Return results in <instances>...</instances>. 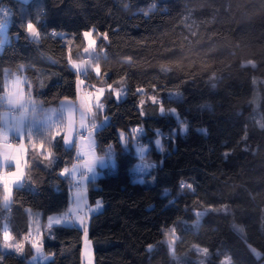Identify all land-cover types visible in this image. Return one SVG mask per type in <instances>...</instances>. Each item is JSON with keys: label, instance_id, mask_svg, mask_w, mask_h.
Segmentation results:
<instances>
[{"label": "trees", "instance_id": "16d2710c", "mask_svg": "<svg viewBox=\"0 0 264 264\" xmlns=\"http://www.w3.org/2000/svg\"><path fill=\"white\" fill-rule=\"evenodd\" d=\"M0 9L10 14L11 37L0 50V115L4 81L22 66L39 114L64 101L76 106L80 76L69 60L84 58L81 33L90 28L102 76L125 80V98H104L108 123L94 133L98 154L115 159L86 186L90 204L103 206L87 220L95 264H264V0H0ZM29 21L39 40L26 33ZM80 79L96 83L90 69ZM137 89L178 116L149 100L141 110ZM52 131L32 130L31 140L26 132L28 181L8 208L0 199V233L10 230L16 243H25L33 216L45 223L68 213L81 183L61 175L78 163V132L67 148L65 130L55 139ZM141 161L151 183L132 171ZM83 242L81 228L58 225L42 231L43 255L30 240L17 254L2 251L0 235V264H83ZM197 248L208 255L203 263Z\"/></svg>", "mask_w": 264, "mask_h": 264}, {"label": "rangeland", "instance_id": "374dc122", "mask_svg": "<svg viewBox=\"0 0 264 264\" xmlns=\"http://www.w3.org/2000/svg\"><path fill=\"white\" fill-rule=\"evenodd\" d=\"M22 1L28 2L29 0H22ZM9 19H10V14H8V12L6 10L0 9V21H1L0 24L3 25V27L0 28V50H2L7 44H9L11 42V37L9 35V26H10ZM93 39L96 40V44L94 46L95 51L93 53V55H94L93 57H95V59H94V61L89 62L88 64H84L80 70V73L83 74L82 77H84V73L87 72V70H89V69L93 70L95 75H96V83L88 85L87 82L84 79H82L84 81V83L82 85L79 83L77 84L78 93H79L78 99H77V105H76L78 138H80L85 132H87V133H89L90 138L93 139L95 131L98 130L99 128L105 126L108 123V118L104 116V110H105L104 98L107 95L112 94L114 97V91L113 90H119L121 92V95L119 97V100H117L114 97V99L116 101L123 100L125 98V95H126V83H125L124 79L118 80L117 82H115L113 84H109L106 80V77L102 76L100 66H99L100 75L96 74L95 67H96V63L98 62L97 61L98 57L96 54L97 37L95 36V32H93ZM82 55L84 57H89V54L84 53V51H82ZM77 63H80V62H77ZM23 71H24V66L21 67V73L15 72L9 78H6L4 81L5 92L2 96V101H3V105H4V109L1 112L2 119H4V121L6 123L11 125V124H14L18 120V117H24L26 120L25 121L26 125H27V127H29L28 132H29V130L30 131H32V130L38 131V130L47 129L49 127L57 126L60 130V133H62L63 129L65 130V126H64L65 121H64L63 112L58 107H48V108H44L43 114H39L40 109H39L38 104L35 102L34 99L28 98L25 94L26 79H25V75H24ZM16 77L20 78V83H19L18 87L21 90L22 95H13L11 100H9L6 92L16 91V88L12 87V82L16 79ZM88 86H90L91 88H89ZM97 89H103V94L98 97V101H97L98 103L103 105V108H101V109L96 108L95 107L96 101L93 99L92 100L93 112H92V114H85V120H84L85 126L82 128L80 126V118H81V106H80V104H81L83 97L86 95L84 93L86 91L90 90V92L95 95ZM139 93L142 95H145L146 91H145V89H143V91L139 92ZM180 97H181V94L179 92H171L169 94V98H171V99H179ZM146 100H149L150 102L154 103L153 102V96H147V95L143 96L142 101H141V105L139 106L141 110H142V104H144ZM155 101H156L155 103L161 104V101H158L156 98H155ZM161 107H163L162 104H161L160 108ZM11 108H15L16 110H18L17 114H15V115L10 114L9 110ZM165 113L171 114V115L176 116V117L178 116L176 110H175L174 114L170 110L167 112H164L163 114H165ZM94 116H96L97 120H94V122H93L92 119ZM93 124H95V127H92ZM1 127H0V131H2L8 135V137H9L8 142L10 143V140L13 137L10 136V133L8 132V130L1 129ZM136 132H137V134H140V135H143V133H144L142 128H136ZM182 133L184 134L185 132L182 131ZM125 138H126L125 135L123 133H120V140L123 144H125V142H126ZM157 139H160L162 142V139L160 137ZM157 139H155V141ZM155 141H154V144L156 145ZM135 148H136L137 154H139L141 156V155L146 153L148 147L142 146V144H135ZM141 148H143L144 151L141 152L140 151ZM157 149L159 151H163L162 145H161V147H157ZM2 151H3V145L0 144V152H2ZM109 153L112 154L111 151H109ZM21 159H22L21 170H23L26 167V165L24 167L25 153L23 154ZM8 162H11V161H8ZM8 162H5L3 160V158L0 157V171H2V169L4 171H6L7 169L14 170V168H15L14 162H11V164H12L11 166H13V167H8L9 166ZM148 165H149L148 162L141 161L140 164L136 165L134 167V169L132 170L134 173L138 174L137 179L141 182H144V180H145V182L151 183L150 181H147L145 178V174L147 172L146 170H147ZM26 177H27V175H26ZM26 177H25V182L28 181L26 179ZM10 203H11V201L10 202H4L3 201V205L5 208H8ZM102 210H103V206H101L98 209V211H96L95 209L90 210L88 212V218L91 216V214H96L97 212H101ZM222 211L226 212V208L222 209ZM57 216L58 215H53L50 217H57ZM33 217L34 218L37 217L39 219V231H40V239H41V243H42V231L49 230V228L47 227L48 222L42 223L40 214H38L37 216H33ZM30 232H31V236H30L29 240L31 241L32 237H35V235H36V232L33 229L32 223H31ZM24 242L26 243V241H24ZM12 243L15 244L16 242L12 241ZM17 243H22V242H17ZM25 243H23V244H25ZM1 249H2V251H6V252H9V251L15 252L14 249H5L3 247V245L1 247ZM251 249H252V251L255 250V253H259L256 249H254V248H251ZM170 251L171 252L174 251L172 246L170 247ZM196 251L201 255V261L200 262L203 263L204 260L206 259V256H208L207 253H205L203 250L198 249V248L196 249ZM17 254H20V253H17ZM82 260H83V264H95L93 245L89 239L88 233H86L85 237H84ZM222 264H229V262L223 261Z\"/></svg>", "mask_w": 264, "mask_h": 264}, {"label": "snow or ice", "instance_id": "6c2138e0", "mask_svg": "<svg viewBox=\"0 0 264 264\" xmlns=\"http://www.w3.org/2000/svg\"><path fill=\"white\" fill-rule=\"evenodd\" d=\"M3 25L0 24V28H2ZM25 31L26 33L33 39V40H39L40 39V32L35 26V24L31 21H29L26 26H25ZM96 31L94 28H90L84 32L81 33L82 41L84 42V48L83 51L84 53L89 54V60H92L93 58V53L95 51V44L96 40L93 39V32ZM52 35H56V33H52ZM103 40H107L108 36L107 33H103ZM89 60H81L80 63H77L76 61H72L71 59L69 60V63L71 67L77 72L79 76V72L84 64H88ZM95 72L97 75H100V69H99V64L98 62L96 63L95 67ZM20 83V78L16 77V79L12 82V87L16 88V91H8L6 92L9 100L13 97V95H22L21 90L19 89L18 85ZM79 84H83L84 81L82 79H78ZM110 87V86H109ZM114 91V97L119 100V97L121 95V92L119 90H113ZM138 92H142L143 89H137ZM103 94V89H97L96 94L94 95L93 93L89 92L87 93L82 101H81V118H80V126L83 128L84 125V120H85V114H92L93 112V104L92 100L94 99L96 101L95 107L98 109L103 108V105L98 103V97ZM153 102L155 103V98L153 97ZM173 114L175 113V109L170 110ZM160 112L163 114L165 112V109L163 107L160 108ZM94 115V114H93ZM66 120V124L64 125L66 128V134L64 135L63 141L66 145L72 144V139H70V136L73 132L74 128V111L72 107H68L65 109V114H64V121ZM92 127H95V124L92 125ZM182 131L186 132L187 131V125L182 124L181 125ZM206 131V130H205ZM53 135L52 139H55L56 136L60 135V130L57 126H53ZM25 139V135L21 134L20 136V143L17 145H13L12 143H9V137L7 134L4 132L0 131V144L3 145V151L0 152V157L3 158L5 162L11 161L14 162L15 164V170L4 173L0 175V185H2L3 188V195L0 197L4 202H10L12 200V195H13V190L16 186L21 185V182L23 181L24 173L21 170V163H22V156L25 152V145L23 143V140ZM27 139L31 140L32 135L31 131L29 130ZM43 140L41 141V144H43ZM157 147H161L162 142L160 139H157L155 141ZM36 145L33 143V148H35ZM140 151H144L143 148L140 149ZM52 153L49 151L47 154L44 155V159H50ZM228 153H225V156H227ZM96 161L94 159H86L83 163V173H82V179L87 180L88 179V173L92 172L94 167H95ZM69 169L64 168L61 171V175H68ZM181 189L184 187H188L189 189L192 188V185L186 184L185 182L181 181L180 184ZM98 206L99 202H98ZM29 212L31 210H28ZM69 218L67 216H57V217H49L48 218V223L47 227L51 229L53 224H61L65 221H67ZM81 225H83V219L77 218ZM31 223L33 225V229L36 232L35 237H32L31 239V247L36 251L38 255H43L42 252V243L40 239V231H39V219L37 217L31 218ZM174 232V229L172 230ZM2 240H3V247L5 249H14L16 253H22L24 249V244L23 243H12L14 240L13 234L11 233L10 230H4L2 233ZM31 232L29 234H26L22 239L24 241H28L30 239ZM255 253V250H253ZM206 252V250H205ZM257 256H259V253H255ZM50 256H54V254H50ZM35 257H33L34 259ZM47 258V257H46ZM2 259V258H0ZM227 261V258H226Z\"/></svg>", "mask_w": 264, "mask_h": 264}, {"label": "crops", "instance_id": "0c3cea01", "mask_svg": "<svg viewBox=\"0 0 264 264\" xmlns=\"http://www.w3.org/2000/svg\"><path fill=\"white\" fill-rule=\"evenodd\" d=\"M25 121L26 120L24 117H18V120L14 124L9 125L4 121V119H2V116L0 115V127L2 126L1 129L8 130L10 136L13 137L10 140V143H12L13 145H17L18 143H20L21 134L25 135L26 132L28 131ZM84 134L87 135L86 139H83L82 137ZM84 134L77 140L76 157L79 158L80 162L75 163V165L69 169L68 175H63L69 177L73 182L76 181L79 177H81L80 185L74 187L72 190V195H71L72 205L69 212L67 214L58 215V216H67L69 219L61 224H53L52 227L58 225L77 226L84 231V237H85V234L88 231L87 230L88 212L92 209L98 211V209L102 206L100 202H99L100 206H98V203L95 205L90 204L86 186L90 180L96 179L101 174L102 171L114 169L115 159L113 153L112 154L108 153L105 156L99 155L97 152V142L95 137L91 139L89 133L85 132ZM23 143L25 145L24 167L25 165L26 167L25 169L22 170L24 173V177H23V181L21 182V185H18L15 188L21 187L25 183V177L27 172V145L25 144L24 140ZM86 159H94L96 161V164L93 171L88 173V179L83 180L82 179V173L84 171L83 163ZM8 165H9L8 167H13L11 166L12 165L11 162H8ZM149 169H150V165H148L147 167V170ZM14 170L7 169L6 171H4L2 169V171H0L1 172L0 175ZM78 217L83 219V225H81V223L77 219Z\"/></svg>", "mask_w": 264, "mask_h": 264}, {"label": "water", "instance_id": "95a60500", "mask_svg": "<svg viewBox=\"0 0 264 264\" xmlns=\"http://www.w3.org/2000/svg\"><path fill=\"white\" fill-rule=\"evenodd\" d=\"M68 107H72L73 111H74V128H73V132L70 136V139H72V144H68L66 145L64 143V146H66L67 148H72L75 141H76V137H77V108L75 106V104L73 102L70 101H64L60 104V109L63 112V114H65V109ZM65 124H66V120H65ZM66 134V128H65V132L64 135Z\"/></svg>", "mask_w": 264, "mask_h": 264}, {"label": "built area", "instance_id": "2783aa9c", "mask_svg": "<svg viewBox=\"0 0 264 264\" xmlns=\"http://www.w3.org/2000/svg\"><path fill=\"white\" fill-rule=\"evenodd\" d=\"M94 59H95V57H93L92 60H89V57H84L82 60H89V62H92V61H94ZM79 76H80V78H83L81 75H79ZM89 92H90V90L86 91L84 94H87ZM9 112H10V114L15 115V114H17L18 110H16L15 108H12L9 110ZM82 137H83V139H86L87 135L85 134ZM75 161L79 162L80 160H79V158H76ZM78 180L80 181V177L78 178Z\"/></svg>", "mask_w": 264, "mask_h": 264}]
</instances>
